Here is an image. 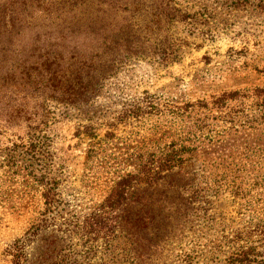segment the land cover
Here are the masks:
<instances>
[{
  "label": "rangeland",
  "instance_id": "rangeland-1",
  "mask_svg": "<svg viewBox=\"0 0 264 264\" xmlns=\"http://www.w3.org/2000/svg\"><path fill=\"white\" fill-rule=\"evenodd\" d=\"M129 1L136 52L92 99L0 102V264L16 238L29 264H264V0ZM165 159L183 171L134 185L115 240L80 236L116 179Z\"/></svg>",
  "mask_w": 264,
  "mask_h": 264
},
{
  "label": "trees",
  "instance_id": "trees-1",
  "mask_svg": "<svg viewBox=\"0 0 264 264\" xmlns=\"http://www.w3.org/2000/svg\"><path fill=\"white\" fill-rule=\"evenodd\" d=\"M135 4L138 1L0 0V102L13 108L19 93L35 92H48L57 102L73 106L88 102L116 63L136 52L141 33H133L128 18L129 6ZM182 165V159H165L143 165L134 175H121L103 202L73 227L86 240L102 237L112 242L122 219L110 213L124 208L134 185L172 180ZM161 173L165 178L157 177ZM45 176L43 171L38 183L48 211L55 202L56 182ZM46 214L39 220L42 224ZM23 243L16 238L7 245L9 264H29Z\"/></svg>",
  "mask_w": 264,
  "mask_h": 264
}]
</instances>
